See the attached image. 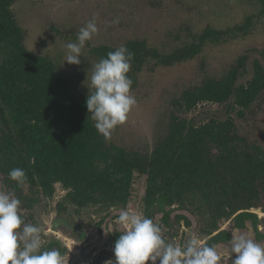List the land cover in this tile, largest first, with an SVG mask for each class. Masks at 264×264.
I'll list each match as a JSON object with an SVG mask.
<instances>
[{"label":"trees","instance_id":"16d2710c","mask_svg":"<svg viewBox=\"0 0 264 264\" xmlns=\"http://www.w3.org/2000/svg\"><path fill=\"white\" fill-rule=\"evenodd\" d=\"M14 3L0 0V189L21 201L25 223L43 229L34 209L43 198H53L56 184L62 183L67 192L57 202L53 229L83 243L88 234L69 219V210L78 214L88 205L107 210L126 206L136 180L145 177L142 209L153 221L169 225L173 219L184 220L190 227L196 222L206 243L216 246L231 241V232L219 223L229 218L242 233L251 222L256 237L264 240L259 230L262 220L251 211L264 195V145L251 143L232 117L197 124L174 115L151 149L106 141L86 107L89 93L76 92L54 58L27 47ZM251 22L248 18L226 30L209 26L196 35L190 33L191 41L172 51H162L145 39L126 41L133 53L131 89L138 87L140 73L149 64L173 66L193 60L206 44L238 37ZM116 48L100 45L91 50L100 60ZM248 57L240 55L224 73L185 89L186 104L226 103L230 113L235 106L250 110L264 100V50L253 60V76L246 85L241 79ZM13 168L25 170L22 186L8 178ZM120 232L113 233V246ZM48 238L44 247L64 256V242L54 234Z\"/></svg>","mask_w":264,"mask_h":264},{"label":"rangeland","instance_id":"374dc122","mask_svg":"<svg viewBox=\"0 0 264 264\" xmlns=\"http://www.w3.org/2000/svg\"><path fill=\"white\" fill-rule=\"evenodd\" d=\"M13 10L19 25L26 31L27 47L54 58L71 79L75 91L83 94L90 92L92 67L99 62L91 50L95 46L119 47L130 39L139 38L162 51H172L191 41L190 33L196 35L209 26L226 30L252 18L244 34L239 33L238 37L217 45L206 44L193 60L173 66H146L140 73L138 87L131 89L137 104L127 121L112 131L111 139L130 149H151L166 132L173 115L197 124L232 117L239 125L240 133L251 143L264 145L263 99L250 110L235 106L228 113L226 103L202 101L189 107L182 97L185 89L193 87L204 77L224 73L243 54L249 57L241 81L248 85L253 76L251 64L264 50V0H15ZM93 16L97 18L99 31L82 49L81 63L64 61L66 44L76 42L79 29ZM113 20L119 23L110 25ZM55 187L54 197L43 198L34 209L43 226L44 241L48 242V236L54 234L64 242L65 264H105L109 259L115 262L112 236L116 230L122 231L117 218L122 210L143 214L146 178L136 180L126 206L107 210L88 205L78 214L69 210L68 218L75 219L88 234L89 238L83 243H78L70 233L53 229L57 202L67 192L62 183ZM260 202L251 211L262 220L259 230L264 232V195ZM154 222L159 224L163 237L169 242L182 244L191 234H196L204 242L207 240L196 222L191 227L184 220L179 223L173 219L169 225L161 219ZM219 223L221 229L232 235L246 234L264 246V240L256 237L251 222H247L248 228L243 233L234 226L232 219L226 218ZM215 248L222 257L219 264H232L231 259L236 254L231 256L230 242L218 243Z\"/></svg>","mask_w":264,"mask_h":264},{"label":"clouds","instance_id":"9594fccd","mask_svg":"<svg viewBox=\"0 0 264 264\" xmlns=\"http://www.w3.org/2000/svg\"><path fill=\"white\" fill-rule=\"evenodd\" d=\"M97 18L90 19L77 33L76 42L66 44V58L70 64H80L79 57L87 41L98 34ZM118 20L109 24H118ZM133 53L126 45H121L107 53L92 67L90 92L86 107L99 134L107 141L112 131L123 125L137 104L131 94L133 80L128 75ZM8 178L22 186L26 172L13 168ZM21 201L14 195L0 191V264H65L58 249L44 247L43 229L25 223L20 214ZM122 228L114 242L115 262L109 259L105 264H219L222 257L215 246L204 242L196 234H191L182 244L167 241L159 224L151 218L122 210L117 218ZM231 256L236 254L232 264H264V246L246 234H233Z\"/></svg>","mask_w":264,"mask_h":264},{"label":"built area","instance_id":"2783aa9c","mask_svg":"<svg viewBox=\"0 0 264 264\" xmlns=\"http://www.w3.org/2000/svg\"><path fill=\"white\" fill-rule=\"evenodd\" d=\"M92 264V263H91Z\"/></svg>","mask_w":264,"mask_h":264}]
</instances>
